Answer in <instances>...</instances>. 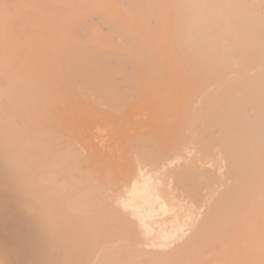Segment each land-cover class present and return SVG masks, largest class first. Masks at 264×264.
Listing matches in <instances>:
<instances>
[{"label": "bare ground", "instance_id": "obj_1", "mask_svg": "<svg viewBox=\"0 0 264 264\" xmlns=\"http://www.w3.org/2000/svg\"><path fill=\"white\" fill-rule=\"evenodd\" d=\"M147 1L0 0V264H264V0ZM68 99L142 125L94 126L102 173Z\"/></svg>", "mask_w": 264, "mask_h": 264}, {"label": "rangeland", "instance_id": "obj_2", "mask_svg": "<svg viewBox=\"0 0 264 264\" xmlns=\"http://www.w3.org/2000/svg\"><path fill=\"white\" fill-rule=\"evenodd\" d=\"M143 6L145 9L149 7L147 0H142ZM155 4V3H154ZM148 5V7H147ZM164 9L161 12V9L158 8V13L161 16H165L167 9L164 4ZM120 13H122V18H125L129 25H136L137 35L144 41L149 37L148 31L144 28V21L139 19H132L127 14L123 12V8H120ZM132 19V20H131ZM93 24V23H92ZM91 24V25H92ZM97 26V25H95ZM151 37V36H150ZM151 39V38H150ZM154 51H155V62H160L164 68H167L168 62L161 57L162 51L160 46L154 42ZM160 85V84H159ZM161 86V85H160ZM153 81L151 79L146 80L144 84V93L141 97L134 99L135 111L132 113L131 118L139 120L148 119L152 121L151 126H156L163 115L169 112L175 107V100L172 98L169 93H159L152 94L154 88ZM162 88V86H161ZM54 110L60 116V125L61 128L74 138L78 143L84 148L85 154L87 155L91 165L96 166V169L99 173H102L107 159L103 154L104 150L100 144L94 140L92 130L95 125L104 124L109 122L111 119L116 121V125L124 131L123 133L129 134L132 132H137L142 128L141 124L136 125V129H130L120 124L117 116H110L103 112L102 109H99L93 105L86 103L83 100L68 99L66 101L58 103ZM155 121V124L153 123ZM12 246V242L11 245Z\"/></svg>", "mask_w": 264, "mask_h": 264}]
</instances>
